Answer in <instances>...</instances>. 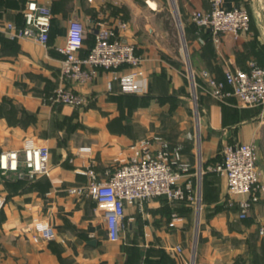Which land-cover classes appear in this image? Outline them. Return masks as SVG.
<instances>
[{"label": "crops", "instance_id": "0c3cea01", "mask_svg": "<svg viewBox=\"0 0 264 264\" xmlns=\"http://www.w3.org/2000/svg\"><path fill=\"white\" fill-rule=\"evenodd\" d=\"M28 1L32 0H0V20L24 24ZM33 1L50 13L46 45L0 32V153L21 151L24 140L33 137L50 146L49 173L32 177L24 167L0 169V264H264L260 231L264 195L253 204L249 218H239L237 205L227 207L226 177L215 170L222 160L217 155L221 146L255 142L260 145L258 165L264 177V107H245L234 96L215 98L201 75L207 71L221 80L228 68L248 69L252 61L264 64V0H222L226 9H246L251 29L237 38L221 33L218 41L209 29L198 28L193 21L194 11L209 9L210 1L177 0L200 95L199 127L195 134L182 135L181 143L183 160L190 165L187 177L199 202L154 197L142 205L127 204L116 241L108 234L106 207L88 193L71 189L89 183V176L79 170L90 166L100 179L105 178L128 159L130 145L143 138L133 129L113 126L110 115L94 118L100 108L90 101L135 93L122 92L118 82L109 90L110 73L104 70L86 84L62 80L57 46L65 42L73 18L87 27L97 17L111 23L126 20L112 0ZM122 33L145 58L140 77L145 91L140 94L161 92L165 84L162 74L154 71L156 53L144 52L128 23ZM92 42L93 33L88 31L86 48ZM62 84L83 94L86 102L82 106L53 102L51 95ZM180 86L168 76V92ZM85 146L91 149L81 152ZM174 214L179 218L172 226ZM34 218L48 221L55 236L32 241L28 229Z\"/></svg>", "mask_w": 264, "mask_h": 264}, {"label": "built area", "instance_id": "2783aa9c", "mask_svg": "<svg viewBox=\"0 0 264 264\" xmlns=\"http://www.w3.org/2000/svg\"><path fill=\"white\" fill-rule=\"evenodd\" d=\"M209 1V9H197L193 13V21L198 28L209 29L216 41L224 32L236 38L250 32L251 17L246 9H226L222 6V0ZM24 21L19 25L0 20V32L12 39L28 38L46 45L50 38L49 10L36 1H28ZM126 28V22L111 23L104 17H97L90 27L81 19H71L65 42L57 46L62 56V80L86 84L94 81L104 70L110 73L107 83L109 90L118 82L122 92H144L140 77L144 76L142 67L145 58L137 52L136 44L122 33ZM88 31L93 33V42L86 48ZM126 66L131 70L124 72ZM201 75L215 98L223 100L234 96L245 107H264V64L252 61L248 69L228 68L221 80L207 71ZM51 99L55 103L71 106H82L87 100L83 94L63 84L53 91ZM90 149L85 146L80 151ZM130 150L128 159L109 171L105 178L100 179L90 166L79 170L89 176V183L71 189L74 193H88L106 207L107 230L113 241L119 239L127 204L142 205L154 197H164L170 202H199L193 182L187 177L190 165L183 160L181 143L172 144L161 135L152 134L133 142ZM50 157L51 149L47 143H38L35 138L28 137L21 151L5 150L0 153V169L7 172L24 167L32 177L45 175L49 173ZM215 170L226 177L227 204L238 206L239 218H249L253 204L264 195V177L258 165L257 144L240 142L224 145L222 160ZM177 218L174 214L170 225L174 226ZM260 231L264 233V226ZM28 232L36 243L55 236L51 224L41 218L33 219ZM178 250L181 248L178 247Z\"/></svg>", "mask_w": 264, "mask_h": 264}, {"label": "rangeland", "instance_id": "374dc122", "mask_svg": "<svg viewBox=\"0 0 264 264\" xmlns=\"http://www.w3.org/2000/svg\"><path fill=\"white\" fill-rule=\"evenodd\" d=\"M112 3L122 12L123 19L137 38L136 41L143 45L144 52L156 53L154 71L162 74L160 77L165 88L159 93L100 96L90 101L100 108L96 110L94 118L110 115L113 126L133 129L138 137L159 134L173 143H182L185 133L195 134L199 127L200 95L196 85L198 79L190 74L185 28L178 2L112 0ZM168 76L174 80V84L179 82L182 86L168 92ZM257 147L259 151V143ZM222 151L221 146L217 154L219 157Z\"/></svg>", "mask_w": 264, "mask_h": 264}, {"label": "water", "instance_id": "95a60500", "mask_svg": "<svg viewBox=\"0 0 264 264\" xmlns=\"http://www.w3.org/2000/svg\"><path fill=\"white\" fill-rule=\"evenodd\" d=\"M186 53H187V52H186ZM186 57H187V59H188V61H189L188 54H186ZM189 67H190V74L192 75L193 73H192V69H191L190 61H189ZM197 121H199L198 118H197Z\"/></svg>", "mask_w": 264, "mask_h": 264}, {"label": "trees", "instance_id": "16d2710c", "mask_svg": "<svg viewBox=\"0 0 264 264\" xmlns=\"http://www.w3.org/2000/svg\"><path fill=\"white\" fill-rule=\"evenodd\" d=\"M165 22H166V21H165ZM165 27L167 28L166 24H165ZM122 94H123V93H122ZM168 141H169V140H168ZM170 143H172V144H177V142H176V143H173V142H171V141H170Z\"/></svg>", "mask_w": 264, "mask_h": 264}]
</instances>
